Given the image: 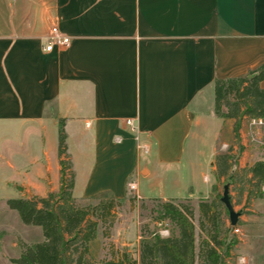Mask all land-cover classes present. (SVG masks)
I'll list each match as a JSON object with an SVG mask.
<instances>
[{
	"label": "crops",
	"instance_id": "obj_1",
	"mask_svg": "<svg viewBox=\"0 0 264 264\" xmlns=\"http://www.w3.org/2000/svg\"><path fill=\"white\" fill-rule=\"evenodd\" d=\"M52 25L70 44L44 52ZM263 63L264 0H0V161L5 143L18 142L23 161L6 162L26 177L15 189L24 197L58 189L45 132L62 120L73 198L122 199L131 185L143 200L206 199L215 148L200 134L215 136L223 122L209 129L212 83ZM240 145L238 168L264 163ZM142 181L182 186L177 196H152ZM248 212L239 213L227 264H264V197Z\"/></svg>",
	"mask_w": 264,
	"mask_h": 264
},
{
	"label": "trees",
	"instance_id": "obj_2",
	"mask_svg": "<svg viewBox=\"0 0 264 264\" xmlns=\"http://www.w3.org/2000/svg\"><path fill=\"white\" fill-rule=\"evenodd\" d=\"M263 80L264 63L243 75L214 79L212 83L213 114L217 118L233 120L232 134L236 143L235 155H230L229 149L215 156L214 180L219 183L222 179L230 186L237 171L241 170L256 188L253 199L264 197L261 191L264 163L256 161L248 168H238L237 160L243 150L239 129L244 118L264 121V89L259 87ZM64 140L63 121L59 120L58 190L44 197L28 196L5 201L7 209L16 213L22 225L38 227L42 236L39 242L19 243L18 256L10 259L12 264H95L89 256V243L110 209L128 201L126 196L122 199L101 195L73 198V174L65 154ZM210 192L212 197L198 199L195 208L189 199H140L141 203H154L149 217L155 222L167 221L172 228L170 233L161 237L142 226L135 259L123 251L117 259H103L98 264H227L238 240L231 233L233 227L226 224L227 212L223 210L215 185L211 186ZM80 201L93 203L81 204ZM152 213L155 217L151 216ZM238 225L239 219L234 227Z\"/></svg>",
	"mask_w": 264,
	"mask_h": 264
},
{
	"label": "rangeland",
	"instance_id": "obj_3",
	"mask_svg": "<svg viewBox=\"0 0 264 264\" xmlns=\"http://www.w3.org/2000/svg\"><path fill=\"white\" fill-rule=\"evenodd\" d=\"M209 100V107H207L208 125L209 129H213L218 123V118L213 114V99ZM221 119V118H220ZM222 125L215 136H206L203 138V133L200 134V141L208 143L211 142L212 147L215 148V155L212 156V163L216 155L225 153L231 149L230 155H235V141L232 134L233 120L221 119ZM57 132L58 126L51 123L46 124V144L53 146L57 155ZM64 133V132H63ZM239 142L245 145V149L250 151L253 155L259 158L264 157V124H257L254 120L242 119L239 129ZM9 144V143H8ZM5 143L4 149L5 159L0 161V264H12L10 259L16 258L19 252V243L31 244L42 240L41 230L38 227L24 226L20 223L15 212L10 211L5 206L7 199L21 197L24 198V191L18 192L15 189L14 183H19L21 180H25V176L21 171H10L6 166L7 160L15 159L16 165L20 164L24 157L23 152L16 144ZM31 148H34L36 153L38 150L37 141H33L30 144ZM65 145V140H64ZM194 141L189 140L186 144L184 152V160H188L193 153ZM66 154V145H65ZM67 155V154H66ZM65 159V158H64ZM142 159V155H140ZM70 165V164H69ZM207 168V166L205 165ZM185 165L179 167L180 182L183 183L185 178ZM243 168H248L244 166ZM226 181L220 180L216 183L215 180L211 181V185H215L216 194L221 197L222 187L226 185ZM148 182L142 181L139 185L141 192L149 190L152 196H177L180 192L181 184L174 186L171 183H162L161 186L156 185L147 187ZM58 189L54 190L56 192ZM249 198H247L248 192ZM256 194V188L253 184L248 182V178L241 170L237 171L236 177L232 185L228 186V197L230 205L234 212L242 215L249 214L251 200ZM134 197V198H132ZM209 197H212L210 193ZM128 201H124L121 204L114 205L110 209V212L104 216V220L99 225L96 231L95 238L88 245V252L90 259L98 264L100 260L117 259L119 255L125 251L133 259L136 258L139 241V229L142 226H146L149 231L156 232L161 237H166L170 231L171 226L167 221H153L150 218V210H152L154 203L138 199L135 193L128 188V194L126 195ZM197 200H190V204L195 208ZM81 204H92V201H80ZM223 210L225 211L224 207ZM226 213V212H225ZM155 217V214H151ZM226 224L228 218L226 214Z\"/></svg>",
	"mask_w": 264,
	"mask_h": 264
},
{
	"label": "built area",
	"instance_id": "obj_4",
	"mask_svg": "<svg viewBox=\"0 0 264 264\" xmlns=\"http://www.w3.org/2000/svg\"><path fill=\"white\" fill-rule=\"evenodd\" d=\"M70 44L69 38L61 33L55 25L49 27L48 34H47V41L46 45L43 47L44 52L51 51L54 47L57 48H66ZM255 121V120H254ZM257 124H264V121L257 120ZM124 125L129 129V131L134 134V139L137 140V133L133 126L132 119L124 120ZM129 189H132V186L129 185ZM231 233L234 236L240 235V230L238 227H233Z\"/></svg>",
	"mask_w": 264,
	"mask_h": 264
},
{
	"label": "water",
	"instance_id": "obj_5",
	"mask_svg": "<svg viewBox=\"0 0 264 264\" xmlns=\"http://www.w3.org/2000/svg\"><path fill=\"white\" fill-rule=\"evenodd\" d=\"M18 191H21V187H16ZM220 203L223 205L224 209L227 212V218H228V223L231 227H234L237 222V218L239 217V213L234 212L232 209V206L230 205L229 199H228V186L224 185L222 187V194L220 197Z\"/></svg>",
	"mask_w": 264,
	"mask_h": 264
}]
</instances>
